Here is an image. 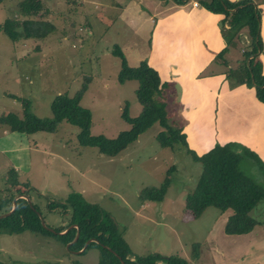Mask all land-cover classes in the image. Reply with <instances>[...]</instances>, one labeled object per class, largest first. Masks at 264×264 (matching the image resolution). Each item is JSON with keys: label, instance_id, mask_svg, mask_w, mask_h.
<instances>
[{"label": "rangeland", "instance_id": "obj_1", "mask_svg": "<svg viewBox=\"0 0 264 264\" xmlns=\"http://www.w3.org/2000/svg\"><path fill=\"white\" fill-rule=\"evenodd\" d=\"M191 1L42 0L50 12L46 17L55 26L53 32L42 39L13 41L0 32V116L10 112L20 117L21 101L25 100L30 113L50 118L49 103L56 94L71 96L84 85L79 104L89 110L90 134L110 138L127 129L128 124L120 117L121 108L126 104L128 115L135 116L140 105L134 94L136 80L120 83L116 79L119 59L110 53L116 44L128 66L144 60L157 70L160 81L166 83L160 96L168 119L181 126L196 154L204 152L212 141H236L235 136L251 143L248 148L257 154L260 164L242 155L239 169L264 188V103L257 101L252 88L235 84V69L246 43L219 24V14L194 18ZM15 2L1 0L0 22L13 13ZM187 10L201 31L194 39L190 38L189 26L181 27L186 19L180 12ZM225 47V53L216 55ZM175 52L190 55L191 62L195 61L199 67L196 82L190 74L184 82L172 78L166 66L173 61L168 56ZM195 86L201 92L193 99L189 92ZM182 89V95L188 93L190 98L183 102L177 99ZM202 93L205 99L211 98L212 105L206 101L203 106L199 104L196 115H186L184 105L196 106ZM3 127L0 123L1 194L7 192L8 172H14L19 189L36 205L48 229L67 224L70 211L61 207L49 210L46 205L78 195L108 215L105 223L116 226L128 250L125 258L131 262L158 253L194 264L191 254L207 241L206 245L221 252L214 264H229L225 252L244 239L221 233L217 208L207 206L195 217L185 208L184 195L192 189L200 165L181 148L160 146L154 137L161 129L157 123L111 157L95 147L79 145L77 128L63 120L53 132L8 130L5 136ZM206 138L210 140L204 144ZM165 178L169 183L160 200L139 199L143 188H158ZM256 208L261 215L257 220L264 224V198L252 213ZM68 242L27 230L0 232V264H97V248L74 253L81 247L67 249Z\"/></svg>", "mask_w": 264, "mask_h": 264}, {"label": "trees", "instance_id": "obj_2", "mask_svg": "<svg viewBox=\"0 0 264 264\" xmlns=\"http://www.w3.org/2000/svg\"><path fill=\"white\" fill-rule=\"evenodd\" d=\"M194 1L206 11L219 14L221 16L219 24L227 26L244 40L246 45L241 49L242 58L235 69L237 75L235 84L252 88L257 101L264 103V73L261 71L259 58L262 43L257 6L252 0ZM12 12L0 22V32L9 40L42 39L55 30L53 23L46 17L50 12L43 5L42 0H16ZM226 50V47L222 48L216 55H222ZM110 53L119 59L117 81L121 83L125 80H136L137 82L134 94L140 105V111L135 116H129L126 104L120 111L121 119L128 124L127 129L119 131L110 138L102 134H90L89 110L79 104L85 89L84 85L71 96L65 93L56 94L49 103L50 118H40L30 113L27 101L23 100L20 117L8 112L0 116V123L9 131L28 134L36 131L53 132L56 124L63 120L77 128L75 139L79 145L95 147L100 154L109 157L116 155L153 123H157L161 129L154 137L160 146L171 149L181 148L200 165L192 189L184 195L185 208L189 213L194 217L198 216L207 206L217 208L220 213L230 210L231 213L223 224V232L229 235L249 232L258 223L252 215V210L264 198V188L252 177L241 172L239 161L243 155L260 164L257 154L236 141L213 143L206 151L196 154L188 146L186 134L181 126L171 123L168 119L166 104L160 96L166 83L160 81L157 71L144 60L136 66H128L124 54L116 44L112 46ZM231 73L225 74V78ZM8 173L5 178L7 187L4 188L7 192L1 194L0 188V213L10 209L15 195L27 194L19 189L20 183L14 172ZM168 183L169 179L165 178L158 188H143L139 193V199L160 200ZM21 185L27 188L25 183ZM46 206L49 210L54 207H61L63 211L68 209L70 211L68 223L52 228L53 232L45 229L40 224L36 205L31 202L29 205L24 198L19 197L15 199L13 210L7 216L0 218V232L12 234L27 230L32 233L53 235L66 243L73 238L75 231H78L77 238L67 246V249H79L87 239L92 238L95 241H90L81 253L89 247L97 248V264H121V261L123 264H146L147 259L152 261L157 259L163 264L187 263L182 257L161 256L158 253L148 255L147 258L137 257L136 262L127 260L125 255L128 250L117 233L116 226L112 222L105 223L109 218L108 215L97 204L86 202L78 195L69 197L66 202L53 201ZM71 224L73 226L64 233H58ZM196 256L197 252L191 254L192 258Z\"/></svg>", "mask_w": 264, "mask_h": 264}, {"label": "crops", "instance_id": "obj_3", "mask_svg": "<svg viewBox=\"0 0 264 264\" xmlns=\"http://www.w3.org/2000/svg\"><path fill=\"white\" fill-rule=\"evenodd\" d=\"M230 1H236V0H230ZM193 2H194V0L191 1V6H190V9H192L193 14L191 12H189L188 10L185 12L183 11L184 13H182V12H180V13L186 19V22H183L181 24V27L189 26V29H191L190 31L192 32V34L189 33L190 38L194 39L198 35H200L201 31L199 30V27L194 26L195 23L193 22V18L191 17V14L194 15V18L200 20L201 17L206 18L207 13H211V12L206 11L202 7L200 8L199 4L193 5L192 4ZM252 2L259 9V16H260V18H259V35H260L261 43H262V50H261V53L259 54V58L261 61V71H262V73H264V0H252ZM172 57H173V61H171V62L168 61V66H166L167 70L169 72H171L172 78L176 79V81L179 83L180 80L183 81V79H185L190 74L191 76H193V80L196 82V80L198 79V76L196 74L199 72V67L197 65L195 67V61H193V63L191 62L192 58L190 57V55L180 56L179 53L175 52V53H172L171 56H168L169 59ZM191 72H192V74H191ZM183 82H182V85H183ZM180 92H181L182 97L181 96L177 97V99H179V100H181V102H183L184 99L186 100V97H187V99H190L191 97H193V99H194V97L197 96V93L199 94V92H201V91L199 90V88L197 89V86H195L194 91L189 92L190 98L187 96L188 93L182 95L183 93H185V91H183V89ZM201 97H202L201 98L202 100H200V102L197 99L198 101H196L197 102L196 106L184 105L185 110H187V111H185L186 115L190 114L191 112L195 113V115H196L197 114L196 110L200 109L199 104H200V106H203L206 104V101H207V103L209 102V104H211V98L205 99V97L203 96V93H202ZM186 115H184L185 119L187 118ZM7 131H8V128L5 126V127H3L1 132L3 135L7 136V133H8ZM235 137H236V142L240 143L241 145H244L247 148L251 146L250 145L251 143L245 144L244 139L242 138L243 140H241L240 136H238L240 138H238L237 136H235ZM208 140H210V139H207V138L204 139V141H203L204 144ZM224 140L228 141V139H223V140H220L221 141L220 143L225 142ZM238 140L241 142H239ZM246 142H248V140ZM212 144H213V141H212ZM212 144H210V146ZM210 146H207V148H204V149L207 150ZM230 213H231L230 210H225L222 213H218L217 217H216V218H219L218 225H220L219 226L220 231L225 236H227L229 234L223 233V224H224L227 216ZM252 215L256 220L259 216H261L259 214V210L257 208L254 211V213H252ZM214 222L215 221L213 220V223ZM257 222L258 223L255 224L249 232L236 235V236H243L244 239H243L242 243H236V244L233 243V245L229 249H227V251L225 252L229 258V264H264V245L261 246V243L264 244V224L261 223L262 221L257 220ZM206 244H207V241H205V245L203 244L204 246L197 251L196 258L190 259L191 262H193L194 264H214L215 263L216 255L219 252L217 251L215 246H212V245L209 246ZM254 246H256V248ZM219 254H221V252ZM186 264H189V262H187Z\"/></svg>", "mask_w": 264, "mask_h": 264}, {"label": "water", "instance_id": "obj_4", "mask_svg": "<svg viewBox=\"0 0 264 264\" xmlns=\"http://www.w3.org/2000/svg\"><path fill=\"white\" fill-rule=\"evenodd\" d=\"M19 197L24 198V199L27 201V203L30 205L29 198H28L26 195H23V194L15 195V196L12 198L10 209H9L8 211H6V212L0 213V218L7 216V215L13 210V208H14V206H15V199H17V198H19ZM38 217H39V221H40L41 226L44 227L45 229H47V230L53 232L52 229H48V228L44 225V223H43V221L41 220L39 214H38ZM72 226H73V224L69 225V226H68L67 228H65L63 231L58 232V233H59V234H60V233H64L66 230H68V229H69L70 227H72ZM77 236H78V231H75V234H74L73 238H72V239L66 244L65 247L67 248L68 245H70L72 242H74L75 239L77 238ZM90 241H95V240L92 239V238H91V239H87V240L83 243V245L81 246V248H80L79 250H76V251H73V252H74V253H80L82 250H84V248L86 247V245H87ZM128 258L133 259V256H129ZM157 262H158L157 264H161V261H160V260H158ZM121 264H123V261H121Z\"/></svg>", "mask_w": 264, "mask_h": 264}, {"label": "built area", "instance_id": "obj_5", "mask_svg": "<svg viewBox=\"0 0 264 264\" xmlns=\"http://www.w3.org/2000/svg\"><path fill=\"white\" fill-rule=\"evenodd\" d=\"M192 4H193V5H196V2L194 1Z\"/></svg>", "mask_w": 264, "mask_h": 264}]
</instances>
